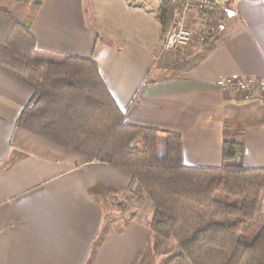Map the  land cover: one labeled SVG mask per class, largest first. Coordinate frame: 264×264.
<instances>
[{
  "label": "crops",
  "instance_id": "1",
  "mask_svg": "<svg viewBox=\"0 0 264 264\" xmlns=\"http://www.w3.org/2000/svg\"><path fill=\"white\" fill-rule=\"evenodd\" d=\"M212 1L227 10L226 23L182 75L158 67L163 28L140 0L0 7L29 23L40 52L92 58L126 123L179 133L185 164L222 166L224 132L238 128L240 162L264 169V95L234 86L264 79V0ZM190 7L179 13L185 25ZM33 93L0 69V264H160L177 254L175 240L151 231L152 204L127 199L129 174L17 125ZM259 193L247 200H262Z\"/></svg>",
  "mask_w": 264,
  "mask_h": 264
},
{
  "label": "trees",
  "instance_id": "2",
  "mask_svg": "<svg viewBox=\"0 0 264 264\" xmlns=\"http://www.w3.org/2000/svg\"><path fill=\"white\" fill-rule=\"evenodd\" d=\"M185 8L183 1L163 0L157 12L163 35L174 13ZM191 8L188 52L157 64L180 75L184 65L190 69L203 59L202 48H210L228 17L213 1ZM12 13L0 7V69L34 88L17 120L20 128L129 174L127 199L148 200L151 231L177 242L179 252L164 264H264L261 201L245 199L264 191V169L240 162L243 129L225 130L222 166L185 164L179 133L126 123L92 58L40 52L29 23ZM42 71L46 76L36 83Z\"/></svg>",
  "mask_w": 264,
  "mask_h": 264
},
{
  "label": "built area",
  "instance_id": "3",
  "mask_svg": "<svg viewBox=\"0 0 264 264\" xmlns=\"http://www.w3.org/2000/svg\"><path fill=\"white\" fill-rule=\"evenodd\" d=\"M174 2L183 1L187 6L190 5H209L212 0H173ZM192 32L186 27L183 17L179 12H175L172 19L169 21L166 31L163 35L162 43L164 50H175L183 48L190 44ZM239 90L246 95L254 96L259 93L264 95V79L262 80H247L234 84Z\"/></svg>",
  "mask_w": 264,
  "mask_h": 264
},
{
  "label": "rangeland",
  "instance_id": "4",
  "mask_svg": "<svg viewBox=\"0 0 264 264\" xmlns=\"http://www.w3.org/2000/svg\"><path fill=\"white\" fill-rule=\"evenodd\" d=\"M140 1H142V3L147 7V8H149V9H151L153 12H158V9H160V7H161V5H162V2H163V0H140ZM9 8V7H8ZM13 14V13H12ZM225 23H226V21H225ZM188 49H189V47L187 46V47H184V48H181L179 51H174V50H164V49H162V53L160 54V57L158 58V61H159V59L161 58V61H160V63L161 64H163V63H167V61H170V60H174L175 58H177V56H180V57H182V56H184L186 53L185 52H188ZM203 50H202V52L204 51H207V49H204V48H202ZM179 53L178 55H176L175 53ZM161 56H163V57H161ZM188 60H189V58H188ZM191 61L193 60V59H190ZM158 61H157V64H158ZM159 65V64H158ZM186 65H184L182 68H181V70H183V71H185L186 70ZM173 72H174V70H173ZM178 73V72H177ZM174 75V74H173ZM45 76H46V72L45 71H42L39 75H38V77H37V79H36V83H40L41 81H43V79L45 78ZM237 130H239L238 128H236ZM160 144H161V146H164L165 145V139H162L161 140V142H160ZM83 155V154H82ZM84 156V155H83ZM86 159H87V157L86 156H84ZM254 194H256V193H254ZM247 196H250V193L247 195ZM247 196L245 197V199H247ZM261 196H264V191L263 192H261V193H259L258 195H257V197H261ZM261 199V198H260ZM261 202V205H260V212H259V216H260V218L261 219H263L264 218V198H262V200H260ZM122 203H117V202H115L114 203V206H116V207H121L122 205H121ZM118 209V208H117ZM171 249V248H170ZM165 250V246H160V248H159V251L162 253L163 251ZM167 262V261H166ZM165 263V262H164ZM163 262H161L160 264H164Z\"/></svg>",
  "mask_w": 264,
  "mask_h": 264
},
{
  "label": "water",
  "instance_id": "5",
  "mask_svg": "<svg viewBox=\"0 0 264 264\" xmlns=\"http://www.w3.org/2000/svg\"><path fill=\"white\" fill-rule=\"evenodd\" d=\"M232 13V12H229V14Z\"/></svg>",
  "mask_w": 264,
  "mask_h": 264
}]
</instances>
